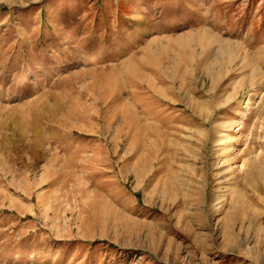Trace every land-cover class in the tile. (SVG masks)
Listing matches in <instances>:
<instances>
[{
    "label": "rangeland",
    "instance_id": "1",
    "mask_svg": "<svg viewBox=\"0 0 264 264\" xmlns=\"http://www.w3.org/2000/svg\"><path fill=\"white\" fill-rule=\"evenodd\" d=\"M0 264H264V0H0Z\"/></svg>",
    "mask_w": 264,
    "mask_h": 264
}]
</instances>
